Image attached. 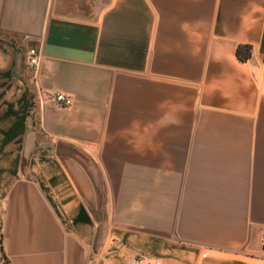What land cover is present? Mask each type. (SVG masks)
I'll use <instances>...</instances> for the list:
<instances>
[{"label":"crops","instance_id":"obj_1","mask_svg":"<svg viewBox=\"0 0 264 264\" xmlns=\"http://www.w3.org/2000/svg\"><path fill=\"white\" fill-rule=\"evenodd\" d=\"M263 235L264 0H0L8 264H264Z\"/></svg>","mask_w":264,"mask_h":264},{"label":"built area","instance_id":"obj_2","mask_svg":"<svg viewBox=\"0 0 264 264\" xmlns=\"http://www.w3.org/2000/svg\"><path fill=\"white\" fill-rule=\"evenodd\" d=\"M28 64L32 68H37L40 62L39 48L34 47L27 50ZM56 103L61 107H68L72 104V98L63 94L54 96ZM262 247L264 249V235L262 237ZM205 257V255H203ZM131 264H161L159 259H147L145 256L138 254L134 259L131 260Z\"/></svg>","mask_w":264,"mask_h":264},{"label":"trees","instance_id":"obj_3","mask_svg":"<svg viewBox=\"0 0 264 264\" xmlns=\"http://www.w3.org/2000/svg\"><path fill=\"white\" fill-rule=\"evenodd\" d=\"M250 55V48L248 46L245 45H240L237 48L236 51V57L240 60V61H246L248 59Z\"/></svg>","mask_w":264,"mask_h":264},{"label":"rangeland","instance_id":"obj_4","mask_svg":"<svg viewBox=\"0 0 264 264\" xmlns=\"http://www.w3.org/2000/svg\"><path fill=\"white\" fill-rule=\"evenodd\" d=\"M2 247H1V240H0V264H8L6 259L3 257Z\"/></svg>","mask_w":264,"mask_h":264}]
</instances>
